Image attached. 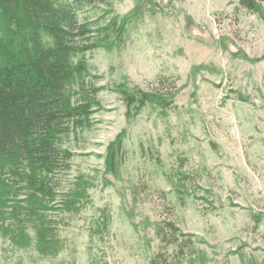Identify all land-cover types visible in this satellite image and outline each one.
Segmentation results:
<instances>
[{
    "label": "rangeland",
    "instance_id": "obj_1",
    "mask_svg": "<svg viewBox=\"0 0 264 264\" xmlns=\"http://www.w3.org/2000/svg\"><path fill=\"white\" fill-rule=\"evenodd\" d=\"M112 4L118 16L142 10L119 49L85 56L97 86L172 94V104L127 121L120 97L102 91L92 127L68 145L74 155L59 187L84 179L91 205L49 214L63 245L56 258L37 259L34 247L16 250L0 237V264H150L161 222L195 242L193 264H263L264 23L237 0ZM122 131V158L108 175L106 149ZM179 173L186 179L176 193ZM101 209L111 224L98 237Z\"/></svg>",
    "mask_w": 264,
    "mask_h": 264
},
{
    "label": "trees",
    "instance_id": "obj_2",
    "mask_svg": "<svg viewBox=\"0 0 264 264\" xmlns=\"http://www.w3.org/2000/svg\"><path fill=\"white\" fill-rule=\"evenodd\" d=\"M263 1L237 0L264 23ZM100 7L104 17L94 19L91 14ZM141 10L137 5L129 14L115 15L112 0H0V237L11 248L32 246L37 259L56 258L63 245L49 214H76L91 205L84 179L66 192L59 187L74 155L68 145L92 127L102 91L120 97L127 121L146 106L166 110L172 104V94L125 83L98 87L85 57L119 49ZM125 140L122 131L107 146L108 175L116 173ZM185 179L179 173L176 193ZM110 224L109 211L99 210L94 234L107 235ZM154 233L159 248L150 264L194 263L195 242L181 239L172 223L156 224Z\"/></svg>",
    "mask_w": 264,
    "mask_h": 264
}]
</instances>
